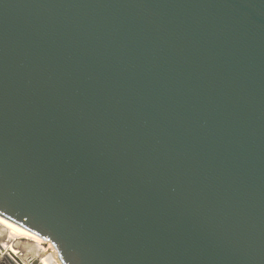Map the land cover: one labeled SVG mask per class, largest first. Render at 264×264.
Here are the masks:
<instances>
[{
	"label": "water",
	"instance_id": "obj_1",
	"mask_svg": "<svg viewBox=\"0 0 264 264\" xmlns=\"http://www.w3.org/2000/svg\"><path fill=\"white\" fill-rule=\"evenodd\" d=\"M0 217L60 264H264V0H0Z\"/></svg>",
	"mask_w": 264,
	"mask_h": 264
},
{
	"label": "bare ground",
	"instance_id": "obj_2",
	"mask_svg": "<svg viewBox=\"0 0 264 264\" xmlns=\"http://www.w3.org/2000/svg\"><path fill=\"white\" fill-rule=\"evenodd\" d=\"M43 246L46 249L38 259ZM8 257L18 264H54L58 260L50 242L0 217V258Z\"/></svg>",
	"mask_w": 264,
	"mask_h": 264
},
{
	"label": "rangeland",
	"instance_id": "obj_3",
	"mask_svg": "<svg viewBox=\"0 0 264 264\" xmlns=\"http://www.w3.org/2000/svg\"><path fill=\"white\" fill-rule=\"evenodd\" d=\"M44 249H46V246H43V248H42V250H41V252H40V254L38 255V259L40 258V256H41V254H42V252H43V250ZM46 253H48V254H50V252L47 250V252ZM51 256H52V254H51ZM54 264H60L59 263V261L58 260H56L55 259V262H54Z\"/></svg>",
	"mask_w": 264,
	"mask_h": 264
}]
</instances>
